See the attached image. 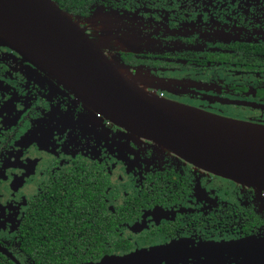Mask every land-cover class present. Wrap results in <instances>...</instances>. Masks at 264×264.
<instances>
[{"label": "flooded vegetation", "instance_id": "1", "mask_svg": "<svg viewBox=\"0 0 264 264\" xmlns=\"http://www.w3.org/2000/svg\"><path fill=\"white\" fill-rule=\"evenodd\" d=\"M53 1L148 93L264 125V0ZM40 65L0 37V264H229L264 236V191L108 119Z\"/></svg>", "mask_w": 264, "mask_h": 264}, {"label": "water", "instance_id": "2", "mask_svg": "<svg viewBox=\"0 0 264 264\" xmlns=\"http://www.w3.org/2000/svg\"><path fill=\"white\" fill-rule=\"evenodd\" d=\"M0 37L38 61L108 119L187 162L264 191V125L147 92L53 0H0ZM229 264H264V236L237 243Z\"/></svg>", "mask_w": 264, "mask_h": 264}, {"label": "trees", "instance_id": "3", "mask_svg": "<svg viewBox=\"0 0 264 264\" xmlns=\"http://www.w3.org/2000/svg\"><path fill=\"white\" fill-rule=\"evenodd\" d=\"M57 2V1H56ZM60 6H64L65 8L67 7L66 6V3H65V0H58L57 2Z\"/></svg>", "mask_w": 264, "mask_h": 264}]
</instances>
